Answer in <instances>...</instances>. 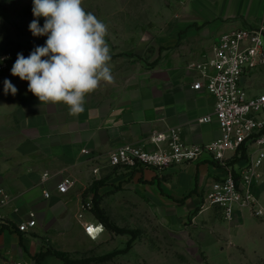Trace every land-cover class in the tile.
Wrapping results in <instances>:
<instances>
[{"label":"crops","instance_id":"crops-1","mask_svg":"<svg viewBox=\"0 0 264 264\" xmlns=\"http://www.w3.org/2000/svg\"><path fill=\"white\" fill-rule=\"evenodd\" d=\"M113 4L119 10L113 16L121 26H150L143 38L151 40L152 58L149 66L142 67L125 55L122 48L132 38L121 28L119 44L110 43L111 38L107 42L113 80L101 81L87 94L79 115H69L63 104L41 103L27 90L26 81L0 74V188L7 194V204L0 207V264H37L34 255L45 252L37 235L66 233L65 228L79 214L83 224H90L91 213L82 211V206L92 201L93 193L98 195L95 190L103 182L105 191L111 182H121L122 187L152 201L183 203L190 209L201 199L205 201L213 182L226 173L206 154L164 173L109 167L95 175L92 169L102 166L121 145L152 149L150 135L171 127L177 128L186 144L216 139L219 130L214 120L197 121L213 113L214 99L204 89H192L197 76L193 65L211 58L223 33L264 27V0H140L134 8L132 0ZM92 5L82 4L87 10ZM7 50L0 45V56ZM5 79L18 89L16 95L4 94ZM241 81L248 94L263 93L264 66L243 75ZM243 153V157L235 153L227 163L236 174L248 160ZM113 172L118 176L105 180ZM44 175L48 176L45 180ZM64 178L73 186L59 194L55 186ZM91 187L94 191L89 197L86 192ZM44 190L50 193L48 199L43 198ZM29 212L34 213L36 226L27 234L19 233L16 224ZM53 260L47 255L41 264Z\"/></svg>","mask_w":264,"mask_h":264},{"label":"rangeland","instance_id":"rangeland-1","mask_svg":"<svg viewBox=\"0 0 264 264\" xmlns=\"http://www.w3.org/2000/svg\"><path fill=\"white\" fill-rule=\"evenodd\" d=\"M120 0H83L93 6L88 10L107 25V42L121 37V28L129 33L124 54L133 57L142 67H147L152 58V46L147 24L141 26H121L113 16L119 10L113 3ZM82 3V4H83ZM140 0H132L133 8ZM112 5L110 7H107ZM32 0H3L0 2V45L25 57L34 47L43 45L44 40L33 37L28 30L32 21ZM142 16L141 13H134ZM43 25V18H38ZM127 33L123 37H127ZM128 37V38H129ZM251 185L246 188L251 194V204L236 211L232 219H227L206 201L200 200L186 209L175 203L166 205L146 198L143 194L121 182H111L109 191L101 184L98 193L99 206L116 227L135 233L129 249L104 261L86 264H264V164L255 169ZM114 174V175H112ZM105 180L116 178L113 172ZM96 189V188H94ZM93 188L88 192L92 197ZM99 191V192H98ZM92 222L101 225L97 237L90 239L84 232L82 219H73L65 228L66 233L37 235L45 251L58 252L68 259L94 258L114 251L124 250L131 234H116L108 231L94 217L90 200ZM51 264H63L55 256Z\"/></svg>","mask_w":264,"mask_h":264},{"label":"built area","instance_id":"built-area-1","mask_svg":"<svg viewBox=\"0 0 264 264\" xmlns=\"http://www.w3.org/2000/svg\"><path fill=\"white\" fill-rule=\"evenodd\" d=\"M212 52L207 62L193 65L197 76L191 87L195 91L204 89L213 97V113L197 121L209 123L214 120L219 136L206 144H186L181 141L177 128L171 127L150 135L152 149L128 144L113 149L102 166L98 164L92 169L93 174L109 167L164 173L171 168L197 161L206 154L213 162L224 167L226 173L213 182L205 201L217 207L227 219H232L238 209L251 204L252 197L246 188L251 185L253 176H256L254 170L264 164V92L248 94L241 79L248 72L264 66V27L234 29L223 33L217 38ZM0 57H7L0 63V74L11 76L15 53L7 50ZM242 148L248 160L236 175L227 163ZM47 177L44 175L42 179ZM72 186L73 182L64 178L55 186V190L65 194ZM42 194L44 199L50 197L48 191L44 190ZM6 204L7 194L0 188V207ZM90 209V202L82 206V211ZM78 218H82V215L79 214ZM93 225L87 224L84 227L86 236L91 237L90 229ZM35 226V215L29 212L25 220L16 224V230L27 234Z\"/></svg>","mask_w":264,"mask_h":264},{"label":"clouds","instance_id":"clouds-1","mask_svg":"<svg viewBox=\"0 0 264 264\" xmlns=\"http://www.w3.org/2000/svg\"><path fill=\"white\" fill-rule=\"evenodd\" d=\"M83 0H32L33 37H46L43 45L25 57L17 53L10 73L27 82V90L41 103L63 104L71 116L84 111L87 94L101 81L113 80L107 25L82 6ZM38 18H44L40 25ZM43 58V59H42ZM7 57H0L3 63ZM18 89L3 81L5 95Z\"/></svg>","mask_w":264,"mask_h":264},{"label":"trees","instance_id":"trees-1","mask_svg":"<svg viewBox=\"0 0 264 264\" xmlns=\"http://www.w3.org/2000/svg\"><path fill=\"white\" fill-rule=\"evenodd\" d=\"M243 151H244V148H242L240 151L242 153V155L240 157L244 156ZM234 174H236V173L234 172ZM94 188H96V187H94ZM92 203H93V215H94V217L97 218L105 226V228L108 231L115 232L116 234H131V240L128 241L126 249L120 250V251H114V252L108 253L106 255H102V256H98V257H94V258L74 259V260L68 259L58 252H53V251L39 252V253L34 255V259L36 260L37 264H41L42 259L47 255L55 256L63 264H86V263H89L92 261H104L106 259L113 257L114 255H116L118 253L125 252L129 249V247L131 245V241L134 240V238H135V233L133 231H129L127 229L116 227L109 221V219L107 218V216L105 215V213L103 212V210L99 206L98 195L96 193H93Z\"/></svg>","mask_w":264,"mask_h":264},{"label":"bare ground","instance_id":"bare-ground-1","mask_svg":"<svg viewBox=\"0 0 264 264\" xmlns=\"http://www.w3.org/2000/svg\"><path fill=\"white\" fill-rule=\"evenodd\" d=\"M98 226L99 227H96V225L92 226V228L90 229L91 237H89V238L93 239V238L97 237V235L100 233L101 225H98Z\"/></svg>","mask_w":264,"mask_h":264}]
</instances>
